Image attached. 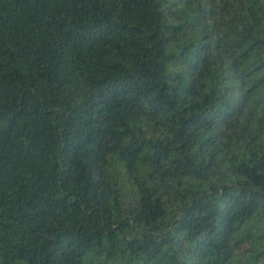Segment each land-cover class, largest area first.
<instances>
[{
  "label": "trees",
  "instance_id": "trees-1",
  "mask_svg": "<svg viewBox=\"0 0 264 264\" xmlns=\"http://www.w3.org/2000/svg\"><path fill=\"white\" fill-rule=\"evenodd\" d=\"M0 264H264V0H0Z\"/></svg>",
  "mask_w": 264,
  "mask_h": 264
}]
</instances>
